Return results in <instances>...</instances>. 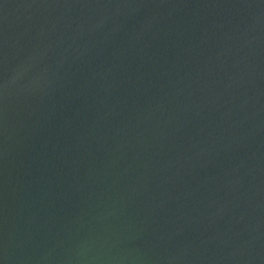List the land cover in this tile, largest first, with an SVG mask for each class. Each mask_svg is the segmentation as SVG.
<instances>
[{
    "label": "water",
    "instance_id": "95a60500",
    "mask_svg": "<svg viewBox=\"0 0 264 264\" xmlns=\"http://www.w3.org/2000/svg\"><path fill=\"white\" fill-rule=\"evenodd\" d=\"M0 264H264V0H0Z\"/></svg>",
    "mask_w": 264,
    "mask_h": 264
}]
</instances>
